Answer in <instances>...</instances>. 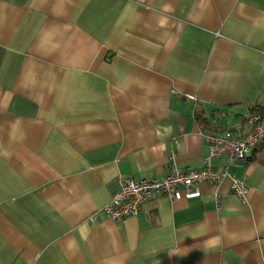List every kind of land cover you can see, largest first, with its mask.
<instances>
[{
    "label": "crops",
    "instance_id": "1",
    "mask_svg": "<svg viewBox=\"0 0 264 264\" xmlns=\"http://www.w3.org/2000/svg\"><path fill=\"white\" fill-rule=\"evenodd\" d=\"M252 107L264 0H0V264H264V141L228 167L244 201L201 181L102 210L120 178L201 169Z\"/></svg>",
    "mask_w": 264,
    "mask_h": 264
},
{
    "label": "built area",
    "instance_id": "2",
    "mask_svg": "<svg viewBox=\"0 0 264 264\" xmlns=\"http://www.w3.org/2000/svg\"><path fill=\"white\" fill-rule=\"evenodd\" d=\"M244 118L248 129L238 137L233 136L231 129H225L219 135H203L208 153L201 169L183 170L173 164L159 178H120L118 189L102 209L106 217L120 221L126 217L135 216L144 203L159 193L171 199L179 198L181 192L186 198L196 197L200 192L194 189L193 185L201 181L218 184L227 180L230 191L244 201L249 192L246 180L230 173L228 167L235 160H246L257 145L264 141V111L249 110ZM214 158L224 160V166L220 170L211 166V160ZM215 202L217 206V195Z\"/></svg>",
    "mask_w": 264,
    "mask_h": 264
},
{
    "label": "trees",
    "instance_id": "3",
    "mask_svg": "<svg viewBox=\"0 0 264 264\" xmlns=\"http://www.w3.org/2000/svg\"><path fill=\"white\" fill-rule=\"evenodd\" d=\"M252 110H257V109H255V108L252 107V108L250 109V111H252ZM195 114H196L197 118L200 119V117H201V116H200V110H199L198 108L195 109ZM201 121H202V120H201ZM253 151H254V150H253Z\"/></svg>",
    "mask_w": 264,
    "mask_h": 264
}]
</instances>
